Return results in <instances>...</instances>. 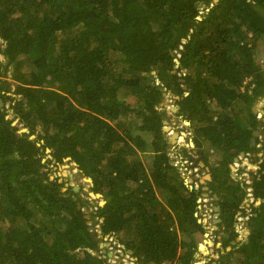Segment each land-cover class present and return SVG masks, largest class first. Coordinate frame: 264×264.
<instances>
[{"label": "trees", "instance_id": "obj_1", "mask_svg": "<svg viewBox=\"0 0 264 264\" xmlns=\"http://www.w3.org/2000/svg\"><path fill=\"white\" fill-rule=\"evenodd\" d=\"M261 40L264 0H0V264H111L107 238L135 264H195L209 230L205 186L225 249L213 263L264 264V161L245 241L235 226L246 185L231 169L256 151ZM167 99L210 169L198 190L172 165ZM39 127L45 134L32 139ZM66 159L104 204L51 176Z\"/></svg>", "mask_w": 264, "mask_h": 264}, {"label": "rangeland", "instance_id": "obj_2", "mask_svg": "<svg viewBox=\"0 0 264 264\" xmlns=\"http://www.w3.org/2000/svg\"><path fill=\"white\" fill-rule=\"evenodd\" d=\"M256 58H257V61L264 68V40H261L259 42ZM183 72L186 73L187 70H184ZM16 85L17 84H13V92L15 90H17ZM18 97H20V96L18 95ZM170 101L171 100L167 99L165 102L162 103V108L164 107V109L167 111V119L165 121L168 122L169 127L175 129L176 133L181 134V132H184V133H186V135L190 134L191 135L190 138L186 139L185 142L188 141L190 143V145L194 144V141L192 138L194 129L192 128L191 123L187 119L177 115L178 111H179V109H177V108H179V106L175 105L174 101H172V102H170ZM7 106H9V103ZM262 106L264 107V97L261 99H258L256 101V103L254 104V107H256V109H258V110L261 109ZM258 113H259V111L258 112L256 111V113H255L256 118H257ZM13 117H14V115L11 113L9 115V118L12 119ZM259 121H260L259 126L257 127L256 131H259L260 134L256 137V145H255L256 151L250 152L249 156L247 157L248 159L245 160V165L242 167V168L246 169L245 172H247V168L250 167V164H256V162H257V164L254 167L250 168V169H253L255 167H259L260 164L264 161V120L261 119ZM15 125L17 127H19V129H20L19 132H22L23 130H27L24 128V126L20 123L19 120H17L15 122ZM27 132H28V130H27ZM40 134H45V130L42 129L41 127H39L37 129V133L34 137L36 138ZM51 151H52L51 149H48L47 153L50 154ZM169 155L171 156L172 160H174L173 163L175 166L177 163L175 160L176 154L174 151V147L169 149ZM207 155L210 158L209 159L210 162H212L215 159V156L210 155L209 152ZM249 162H250V164H249ZM57 167L58 168H56V167L53 168V173L51 175L53 178L59 177L61 181L66 182L67 188L78 187L77 193H80V197L84 201L89 200L91 203L90 205H95L97 203V201L100 202L101 205L104 204V200H103L102 196L96 195L91 191L90 184L92 183V180L90 178L84 176L81 173V171H79V169L76 167L75 163H71L69 159H66L65 163L63 165L60 164ZM242 170L244 171V169H242ZM235 171H234V173H232L233 177L239 178L238 174H236ZM208 175H211L210 171L208 172L207 170H205L204 175L201 176V178H200V181L202 182V184L206 185V183L210 181L208 179ZM251 176L253 178V176H256V175L251 173ZM66 187L64 189L65 191L67 190ZM205 187H207V186H205ZM81 189H83L82 192H81ZM204 191H206L205 188H204ZM203 195H208L209 198H211L210 197L211 194H203ZM89 196H91L92 199H95L97 201L90 199ZM255 204H257V206H258L259 200L258 201L255 200ZM210 207L214 208V210L217 207L213 203V200H212V206L210 204H207V207L206 206L200 207V210L202 211V213H204V216L207 213L206 217H204L207 219V221L204 220V218L202 220V223H204V225H206L207 230L209 229L207 223H208V210ZM83 211L86 214V218L90 219L89 213L92 211V208L85 207L83 209ZM88 224L90 225L91 231H93V229H94L93 228V222L89 221ZM95 228H98V226H96ZM214 231H219V227L217 226V224L215 225V223H214V226L208 230L206 236H198L199 237L198 238L199 250L201 249L200 250L201 253H198L194 256L193 262L195 264H214L212 260H217L219 258V253L217 250H220L222 252L225 251L223 243H222V236H221L223 231H219V233L217 235L214 233ZM226 237H227V235H226ZM246 237H248V235ZM117 240L118 239H116V238H107L104 240V242L100 241V244H103V248H102L101 253L106 254L107 252L103 253V250H106V251H108V254L109 253L113 254L111 257L108 256L109 262L111 264H135L136 259L131 257L132 254H129L127 251L124 250L123 245H118ZM238 240L239 239L237 238V241ZM246 240H247V238H246ZM109 243H111V244L109 245ZM231 250H232V248H231ZM117 258H119V260H117Z\"/></svg>", "mask_w": 264, "mask_h": 264}, {"label": "built area", "instance_id": "obj_3", "mask_svg": "<svg viewBox=\"0 0 264 264\" xmlns=\"http://www.w3.org/2000/svg\"><path fill=\"white\" fill-rule=\"evenodd\" d=\"M170 102H172V100ZM257 119L264 120V114L262 112H259L257 114ZM168 128H169L168 135L173 136V134H175V129L169 126ZM180 135L181 137L178 138L176 146L174 145V151L176 154L175 160L177 163L175 166H177L178 169L180 170L181 175L184 178L186 184L190 185L191 188L198 190L200 188V185L202 184V182L200 181V178L201 176L204 175L205 168L204 166L200 165V163L202 162H200V157L194 151V144L190 145L188 141L185 142L186 139L190 138L191 135L190 134L186 135V133L184 132H181ZM180 148H185L188 151V157L178 154ZM248 156H249V153L245 154L244 156L239 155L238 156L239 159L237 161L235 160L232 165V173H234V171L236 170L235 173L239 175L240 170L244 169L241 175H239V179L244 181L246 185V190H247V198L245 201L246 207H243L245 209V212H244L245 214L243 212H238L236 215L235 232L238 234V239H239L238 241L246 240L247 238L246 236L249 235L250 233L249 222L253 216L252 205L255 207L257 206V204H255L256 199L253 195V188H252L253 178L251 176V173H253L254 175H257L260 169V166L255 167L253 169H250V167H248L247 172H245L246 169L242 167L245 165V160L248 159L247 158ZM203 196H202V199L199 200V202L203 204L204 207L205 206L207 207V204H210L212 206V199L209 198L208 195H203ZM206 215L207 213L205 214V216L203 215V218L206 217ZM204 220L207 221L206 218H204ZM216 220H217V216H216L215 210L214 208L210 207L208 210V223H207L209 229H211V227L214 226V223L216 225V222H215Z\"/></svg>", "mask_w": 264, "mask_h": 264}, {"label": "water", "instance_id": "obj_4", "mask_svg": "<svg viewBox=\"0 0 264 264\" xmlns=\"http://www.w3.org/2000/svg\"><path fill=\"white\" fill-rule=\"evenodd\" d=\"M205 6H202V8H204ZM176 65H177V67L180 65V62H179V60H176ZM184 88L186 89L187 87L186 86H184ZM0 107H3V102H2V100L0 99ZM177 109H179V108H177ZM253 112L254 113H256V111H257V109H256V107H253ZM168 122L167 121H165L164 122V124H167ZM14 125H15V123H14ZM165 132H166V128H164L163 129ZM25 132H27V130H23L22 132H20V133H25ZM260 134V132L259 131H255L254 133H253V136H252V138H251V147H255V145H256V137L258 136ZM177 135V137H178V135L179 134H176ZM35 137L34 136H32V139H34ZM177 141L178 140H176V138L175 137H168V143H169V146H168V149H170V148H173V146L174 145H176L177 144ZM234 153H236V152H234ZM242 154V156H244L243 155V153H241ZM236 161L238 160V158L237 159H235ZM173 165V164H172ZM204 166V165H203ZM208 179L209 180H211V175H208ZM75 192H77L78 191V187H75L74 189H73ZM205 190L206 191H208V187L207 188H205ZM215 198L216 199H218L217 198V196L215 195ZM79 206V208H80V205H78ZM215 211H216V215H217V217H218V219H217V221H216V223H217V225L218 224H220L221 223V219L219 218L220 217V207L219 206H217L216 207V209H215ZM90 231H91V228H90ZM93 236V235H92ZM111 243H109V245H110ZM233 245H236V242H233ZM100 248L102 249L103 248V244H100ZM201 250V249H200ZM231 250V247H229V248H227V251H230ZM107 251L106 250H103V253H106ZM128 253L129 254H133V251H128ZM113 254L112 253H109L108 254V256L109 257H111ZM117 260H119V258H117Z\"/></svg>", "mask_w": 264, "mask_h": 264}, {"label": "clouds", "instance_id": "obj_5", "mask_svg": "<svg viewBox=\"0 0 264 264\" xmlns=\"http://www.w3.org/2000/svg\"><path fill=\"white\" fill-rule=\"evenodd\" d=\"M164 122H165V121H164ZM167 125H168V123H167V124H164V128H166V129L168 130V126H167ZM166 126H167V127H166ZM167 130H166V132H165V131H164V132L167 134V137H170V136L168 135V131H167ZM175 133H176V132H175ZM176 134H178V133H176ZM178 137H181V135L179 134ZM177 140H178V138H177ZM175 146H176V145H175ZM173 147H174V146H173ZM246 154H247V153H246ZM241 155H242V154H241ZM238 156H239V155H238ZM237 158H238V157H237ZM238 159H239V158H238ZM173 165H174V164H173ZM231 169H232V167H231ZM204 188H207V187H204ZM206 192H207V193H205V194H210V192H209V188H208V191H206ZM259 201H260V200H259ZM260 203H261V201H260ZM260 203H259V204H260Z\"/></svg>", "mask_w": 264, "mask_h": 264}, {"label": "flooded vegetation", "instance_id": "obj_6", "mask_svg": "<svg viewBox=\"0 0 264 264\" xmlns=\"http://www.w3.org/2000/svg\"><path fill=\"white\" fill-rule=\"evenodd\" d=\"M194 151H195V144H194ZM195 152H196V151H195ZM234 152H236L237 154H239L237 151H233V153H234ZM196 153H197V152H196ZM236 153H235V154H236ZM239 155H241V152H240ZM235 159H237V157H236ZM235 159H234V161H235ZM245 201H246V200H245ZM245 201H244V204L241 206V210L238 211V212H243V211H242V209H244L243 207H246V203H245ZM238 212H237V213H238ZM215 213H216V211H215ZM217 219H218V217H217ZM216 224H217V223H216ZM218 225H219V224H218ZM218 225H217V226H218ZM225 237H226V235H225ZM232 244H233V243H232Z\"/></svg>", "mask_w": 264, "mask_h": 264}, {"label": "bare ground", "instance_id": "obj_7", "mask_svg": "<svg viewBox=\"0 0 264 264\" xmlns=\"http://www.w3.org/2000/svg\"><path fill=\"white\" fill-rule=\"evenodd\" d=\"M263 109H264V107H263ZM175 110V109H174ZM264 111V110H263ZM264 114V113H263ZM258 120V119H257ZM255 132V131H254ZM176 134V133H175ZM175 135L173 134V136H171V137H174ZM177 138H179V137H177ZM183 138V137H182ZM177 140V139H176ZM241 153H243V155H245L246 154V152H241ZM249 164H250V162H249ZM256 164H257V162H256ZM256 164H250V168H252V167H254ZM202 248V247H201Z\"/></svg>", "mask_w": 264, "mask_h": 264}, {"label": "crops", "instance_id": "obj_8", "mask_svg": "<svg viewBox=\"0 0 264 264\" xmlns=\"http://www.w3.org/2000/svg\"><path fill=\"white\" fill-rule=\"evenodd\" d=\"M200 165H201V166L204 165L205 170H207L208 172L210 171L209 167H207L203 162L200 163ZM216 221H217V220H216ZM216 221H215V222H216ZM206 235H207V234H206ZM206 235H205V236H206Z\"/></svg>", "mask_w": 264, "mask_h": 264}]
</instances>
